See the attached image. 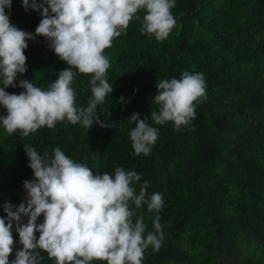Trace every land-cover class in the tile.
<instances>
[{
  "label": "trees",
  "instance_id": "trees-1",
  "mask_svg": "<svg viewBox=\"0 0 264 264\" xmlns=\"http://www.w3.org/2000/svg\"><path fill=\"white\" fill-rule=\"evenodd\" d=\"M6 11L12 25L30 33L42 18L39 11L26 12L22 0H12ZM171 11L176 26L163 41L142 35L141 20L133 19L105 50L113 92L97 113L112 128L61 122L21 137L0 126V218L5 203H22L23 182L33 179L24 145L49 156L59 148L95 174L114 177L117 167L136 172L137 194L145 181L149 197L162 194L159 212L133 206V220L143 217L145 236L155 231L156 216L163 231L159 251L147 249L142 264H264V0H176ZM27 43V71L14 83L28 80L47 89L67 66L44 37ZM185 71L203 74L206 99L196 103L195 118L182 131L171 122L155 125L150 113L158 111L156 84ZM89 79L78 74L72 84L78 107L91 97ZM5 91L19 95L23 89ZM133 113L148 116L158 129L147 156L132 155L129 133L135 125L127 119ZM12 235L21 248L14 230ZM41 255L42 264H55Z\"/></svg>",
  "mask_w": 264,
  "mask_h": 264
},
{
  "label": "clouds",
  "instance_id": "clouds-1",
  "mask_svg": "<svg viewBox=\"0 0 264 264\" xmlns=\"http://www.w3.org/2000/svg\"><path fill=\"white\" fill-rule=\"evenodd\" d=\"M11 3L0 0V106L6 110V115L0 116V126L8 135L19 132L21 137L45 126L53 129L61 122L80 124L87 130L93 124L112 128V123L101 121L97 113L98 105L113 92L107 78L110 60L105 50L126 34L133 19L141 20L142 35L154 36L158 41L166 39L176 26L171 11L176 0H22L26 12L31 8L42 17L35 32L30 33L10 23L6 10L11 9ZM141 11L142 18L138 15ZM36 37L47 39L50 49L67 66L47 89L28 80L14 83L27 71L24 51L27 42ZM78 74L90 77L91 97L86 107L76 105L72 84ZM8 87L23 91L8 94ZM206 89L202 73L185 71L179 79L159 81L153 100L158 111L150 113L152 122H171L175 131H182L195 118L196 103L206 99ZM140 115L133 113L127 119L135 125L129 133L133 156L149 155L159 135L158 129L149 125L148 116ZM23 150L33 179L23 182L25 202L15 208L3 205L0 264H42L45 257L41 253L55 264H142L147 249L159 251L163 240L160 217L153 220L155 231L145 236L143 217L133 220V206L138 210L146 205L149 212H159L163 197L158 192L149 197L147 181L137 194L139 174L123 167L115 169L114 177L95 174L59 148L52 156L47 151L41 155L28 144ZM41 215L43 222L37 224ZM24 217L26 223H22ZM13 230L22 247L10 261Z\"/></svg>",
  "mask_w": 264,
  "mask_h": 264
},
{
  "label": "rangeland",
  "instance_id": "rangeland-1",
  "mask_svg": "<svg viewBox=\"0 0 264 264\" xmlns=\"http://www.w3.org/2000/svg\"><path fill=\"white\" fill-rule=\"evenodd\" d=\"M5 112H6V110L1 106L0 115L1 114H4ZM19 198L21 199L22 202H25L26 193L25 192H20ZM42 221H43V215H41L40 217H38L37 224H40ZM26 222H27V218L26 217L22 218V223H26ZM14 228H15V225H14ZM20 249L21 248H19L17 246V244L14 243L13 252L10 254L13 257V259L15 258L16 251H18Z\"/></svg>",
  "mask_w": 264,
  "mask_h": 264
}]
</instances>
